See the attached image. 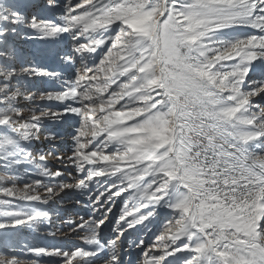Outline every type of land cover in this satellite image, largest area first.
<instances>
[{
	"label": "snow or ice",
	"instance_id": "6c2138e0",
	"mask_svg": "<svg viewBox=\"0 0 264 264\" xmlns=\"http://www.w3.org/2000/svg\"><path fill=\"white\" fill-rule=\"evenodd\" d=\"M39 7L0 0V264H128L121 237L162 215L155 239L135 244L140 264L178 253L181 264H264V73L251 76L264 65V0H45L51 18ZM21 39L66 42L70 76L22 61ZM65 123L67 152L33 150ZM77 191L88 218L54 225L43 206ZM42 227L83 233V246L21 243Z\"/></svg>",
	"mask_w": 264,
	"mask_h": 264
},
{
	"label": "rangeland",
	"instance_id": "374dc122",
	"mask_svg": "<svg viewBox=\"0 0 264 264\" xmlns=\"http://www.w3.org/2000/svg\"><path fill=\"white\" fill-rule=\"evenodd\" d=\"M29 2L31 4L40 5L39 8H32L31 11L40 13L41 18H51L53 15L58 16V13L54 14L50 10L43 7L45 0H29ZM17 47L22 61L28 63L35 62L38 66L45 67L49 71H65L62 67L61 61L58 58V55L62 56L64 54L66 42L62 41L59 43L39 44L21 39L18 41ZM262 73H264V65L257 63L256 67L251 73V76L253 79H258L261 78ZM65 75L70 76V72L65 71ZM28 83L35 84L42 90H52L49 86V83L42 78H33L29 80ZM257 102L259 103V101ZM21 105L24 108L25 115H28V108L32 107V105L26 103L23 100H21ZM47 128L53 132H58V138L55 141L48 142L44 140V135L46 133H41L43 144L38 145L37 142L34 141L32 145L33 150H43L47 152L51 148L55 147L61 153L67 152V150L71 148L72 127L68 123H65L64 125L48 124ZM48 159V166L53 170L61 167L59 162L54 160L52 157H49ZM19 186L22 187V184ZM100 190H103L102 186ZM42 192L43 190H41V193ZM87 195V193L81 195L78 191L66 192L63 194L64 198L62 202H57V204L51 205L50 207H43L48 210L55 209V212L58 213L59 218H57L55 214L53 216V223L56 226H59L62 221L78 219L80 216H83L85 219H87L91 213V208L85 206L89 203L87 200ZM0 198H2V194H0ZM126 200V196L117 198L112 212L107 215L105 222V225H107V231L104 233L107 238L112 237V229L116 227L117 217L120 215L121 209L125 206ZM77 201H79V203H77ZM37 206H40L39 202H37ZM109 220L111 221L110 223ZM162 224L163 215L155 219L153 222L148 223L146 227H141L138 225L136 230L129 229L126 234L121 237L123 248L127 250L125 254V260L128 258V260H132L133 264H140L141 260L143 259V253L140 248L135 246V244L139 242V239H144L146 244L153 241ZM53 230L55 229L42 227L39 232H36L35 230L24 228L20 232L21 243H31L38 247L48 248L49 250L52 247L63 246L67 250L75 246H83L80 243V236H82L83 233L69 235L67 239H65L64 234L68 233L67 227H64L61 232H57L55 237L48 235V232ZM177 257V259L172 261V264H181L183 254L178 253ZM22 259L27 260L29 264H35L36 261H39V264H62V260L60 258H50L48 256L40 258L35 254L24 256Z\"/></svg>",
	"mask_w": 264,
	"mask_h": 264
},
{
	"label": "bare ground",
	"instance_id": "6f19581e",
	"mask_svg": "<svg viewBox=\"0 0 264 264\" xmlns=\"http://www.w3.org/2000/svg\"><path fill=\"white\" fill-rule=\"evenodd\" d=\"M37 144L38 145H41V144H43V142H42V139L39 141V142H37ZM111 221L109 220V223H110ZM104 227V233L107 231V225H104L103 226ZM131 230V229H130ZM122 247H123V242H122ZM124 249V248H123ZM125 250V253L127 252V250L126 249H124ZM139 252V251H138ZM139 254V253H138ZM126 261L128 262V264H133L132 263V260L130 259V260H128V258H126ZM139 261H140V259H139Z\"/></svg>",
	"mask_w": 264,
	"mask_h": 264
}]
</instances>
